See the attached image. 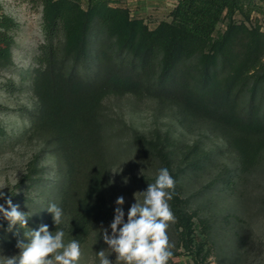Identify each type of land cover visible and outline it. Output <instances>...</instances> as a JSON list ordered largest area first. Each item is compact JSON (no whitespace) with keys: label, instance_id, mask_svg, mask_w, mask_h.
I'll return each instance as SVG.
<instances>
[{"label":"trees","instance_id":"trees-1","mask_svg":"<svg viewBox=\"0 0 264 264\" xmlns=\"http://www.w3.org/2000/svg\"><path fill=\"white\" fill-rule=\"evenodd\" d=\"M22 1L42 8L43 42L33 66L21 74L35 98L25 110L27 132L42 149L26 176L38 192L36 201L25 199L33 216L27 227L3 238L9 245L27 242L25 232L41 224L49 231L61 226L47 211L51 204L62 209L68 232L79 243L111 224L115 208L109 206L107 185L120 152L126 151L121 138L128 129L109 115L111 97L153 100L159 109L175 106L185 129L223 139L236 156L227 184L233 173L250 174L262 164L264 31L247 25L260 10L256 0H178L155 28L114 0H87L86 7L83 0ZM18 29L13 18L0 15V73L14 66ZM0 88L9 94L22 91L12 78ZM6 137L0 125V138ZM136 143L151 147L135 134L128 148ZM207 157L190 165L199 167ZM46 158L54 161L52 171L40 166ZM170 207L180 240L191 250L194 216L184 211L176 183ZM7 227L0 221V231Z\"/></svg>","mask_w":264,"mask_h":264},{"label":"rangeland","instance_id":"rangeland-1","mask_svg":"<svg viewBox=\"0 0 264 264\" xmlns=\"http://www.w3.org/2000/svg\"><path fill=\"white\" fill-rule=\"evenodd\" d=\"M114 1L155 28L168 19L178 0ZM256 2L260 7L256 13H260L261 19L247 25L254 27L260 21L264 31V0ZM86 4L87 0H83L84 7ZM0 15L9 16L19 24L12 49L14 66L0 73V83L12 78L22 88L16 94L0 88V108L5 109L0 112V125L7 132L6 138H0V187L7 186L3 189L7 197L19 205L20 211L32 217L30 203L25 199L36 201L38 192L29 186L26 176L42 146L27 132L30 122L24 116L25 110L34 106L35 98L30 83L23 82L21 74L33 66V58L43 42L42 8L22 0H0ZM236 19L241 21L242 17L237 15ZM219 30H225V25L221 24ZM106 104L109 115L128 128L121 138V149L126 151L120 152L121 158L108 180L109 206L116 208V199L123 196L126 222L127 213L136 202L134 193L146 191L149 183H155L159 170L167 168L176 178L183 209L194 216L196 229L192 249L187 250L175 222L169 224L167 234L173 245V256L168 264H264V161L250 174L233 173L227 184V172L236 166L235 154L223 139L204 130L185 129L175 106L159 109L153 100L137 103L132 97H111ZM135 134L150 142L151 147L136 143L128 148ZM158 154H163L165 159ZM205 156L207 159L199 167L190 165ZM40 166L52 171L54 161L46 158ZM137 198L142 201V194L137 193ZM0 204L7 208L5 199H0ZM0 221L8 226V230L0 231V264H4L6 257L18 255L20 249L3 239L10 231L2 213ZM68 221L63 217L61 226L51 231L63 230L65 244L74 240L67 229ZM19 228L17 225L12 230ZM103 228L111 235L110 224L94 229L80 243L82 254L77 264H99L97 253L101 250H106L115 264L116 254H111L104 242ZM200 246L202 250L198 251Z\"/></svg>","mask_w":264,"mask_h":264},{"label":"clouds","instance_id":"clouds-1","mask_svg":"<svg viewBox=\"0 0 264 264\" xmlns=\"http://www.w3.org/2000/svg\"><path fill=\"white\" fill-rule=\"evenodd\" d=\"M175 180L167 168H161L155 183H149L142 194L143 200L137 198L127 213L123 205L124 197L116 199L114 219L110 224L111 235L103 228V240L110 253L116 254L115 264H168L173 256L167 230L170 223L175 222L169 201L175 195ZM0 187V199H5L7 208L0 204V213L8 221L9 231L19 225L27 227L29 216L19 210L12 199L7 197ZM47 211L53 214L56 227L62 222L63 211L56 204H51ZM27 242L18 241L20 252L16 256L6 257L4 264H77L81 257V246L76 240L65 244L63 230L49 231L46 224L38 230L25 232ZM99 264H113L106 255V250L97 253Z\"/></svg>","mask_w":264,"mask_h":264},{"label":"built area","instance_id":"built-area-1","mask_svg":"<svg viewBox=\"0 0 264 264\" xmlns=\"http://www.w3.org/2000/svg\"><path fill=\"white\" fill-rule=\"evenodd\" d=\"M251 23L253 22H255V21H257V18H259V19H261V15H260V13H256V12H254V13H252V15H251ZM259 21V20H258ZM256 23V22H255ZM258 23V22H257ZM258 26H260L261 27V22L259 21V23L257 24ZM262 28V27H261Z\"/></svg>","mask_w":264,"mask_h":264},{"label":"crops","instance_id":"crops-1","mask_svg":"<svg viewBox=\"0 0 264 264\" xmlns=\"http://www.w3.org/2000/svg\"><path fill=\"white\" fill-rule=\"evenodd\" d=\"M177 4V3H176Z\"/></svg>","mask_w":264,"mask_h":264}]
</instances>
